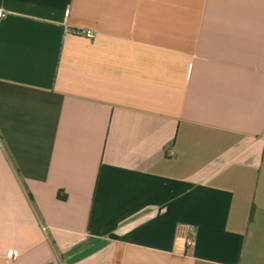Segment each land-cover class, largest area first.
<instances>
[{
	"label": "crops",
	"instance_id": "obj_1",
	"mask_svg": "<svg viewBox=\"0 0 264 264\" xmlns=\"http://www.w3.org/2000/svg\"><path fill=\"white\" fill-rule=\"evenodd\" d=\"M0 11V264H264V0Z\"/></svg>",
	"mask_w": 264,
	"mask_h": 264
},
{
	"label": "built area",
	"instance_id": "obj_2",
	"mask_svg": "<svg viewBox=\"0 0 264 264\" xmlns=\"http://www.w3.org/2000/svg\"><path fill=\"white\" fill-rule=\"evenodd\" d=\"M3 16V13L0 11V17ZM81 33L85 34L87 37H92L93 34L91 30H82ZM185 246H192L193 245V239L191 236L187 235L184 239ZM19 256V252L16 249H10L5 255V258L9 261H15L17 257Z\"/></svg>",
	"mask_w": 264,
	"mask_h": 264
}]
</instances>
